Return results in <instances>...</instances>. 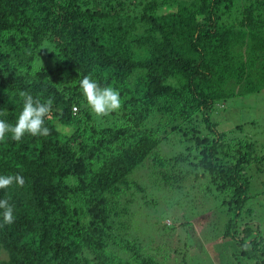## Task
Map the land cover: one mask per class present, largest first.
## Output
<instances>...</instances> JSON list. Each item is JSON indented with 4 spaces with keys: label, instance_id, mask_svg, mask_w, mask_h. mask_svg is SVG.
<instances>
[{
    "label": "trees",
    "instance_id": "obj_1",
    "mask_svg": "<svg viewBox=\"0 0 264 264\" xmlns=\"http://www.w3.org/2000/svg\"><path fill=\"white\" fill-rule=\"evenodd\" d=\"M45 41L55 61L35 68ZM85 76L118 89L120 109L96 116ZM263 89L264 0H0V119L16 124L21 92L53 100L48 136L0 142V176L25 178L0 189L15 217L4 225L0 209V264H170L126 228L128 193L148 189L132 174L146 166L161 188L189 196L191 181L222 196L218 236L264 264L248 206L264 153L211 118L218 103ZM175 133L184 151H155Z\"/></svg>",
    "mask_w": 264,
    "mask_h": 264
},
{
    "label": "rangeland",
    "instance_id": "obj_2",
    "mask_svg": "<svg viewBox=\"0 0 264 264\" xmlns=\"http://www.w3.org/2000/svg\"><path fill=\"white\" fill-rule=\"evenodd\" d=\"M52 49L51 42L43 43L35 68L54 63ZM211 118L226 137L253 141L257 151L264 153V89L218 103ZM187 146L184 137L175 133L163 140L155 151L170 156L184 151ZM251 172L250 193L255 195L248 202L253 210L251 225L254 229L259 227L264 234V169ZM149 173L146 166L136 168L132 174L148 188L144 199L139 190L136 195L128 193L130 198L134 197V202L130 204L132 213L126 228L142 248L153 247L162 260L169 254L171 259L167 262L170 264H252L239 256V248L232 240L218 236L229 218L222 196L214 190L203 194L204 187L191 188L190 181L185 188L191 195L187 199L189 196L182 191L159 187ZM185 254L186 260L183 259Z\"/></svg>",
    "mask_w": 264,
    "mask_h": 264
},
{
    "label": "clouds",
    "instance_id": "obj_3",
    "mask_svg": "<svg viewBox=\"0 0 264 264\" xmlns=\"http://www.w3.org/2000/svg\"><path fill=\"white\" fill-rule=\"evenodd\" d=\"M79 86L89 108L96 116L104 117L120 109L122 101L118 89L111 86L101 87L89 76L83 77ZM20 95L24 98V104L16 124L12 125L0 119V142H5L9 133L11 139L17 142L21 141L26 133L43 137L50 134L49 128L45 126V118L52 111L53 100L49 98L41 102L39 99L34 100L32 95L25 92H21ZM2 114L6 115V113ZM14 183L23 187L25 178L20 174L0 176V189L8 188ZM0 209L3 210L4 225L14 223V206L9 199H0Z\"/></svg>",
    "mask_w": 264,
    "mask_h": 264
},
{
    "label": "built area",
    "instance_id": "obj_4",
    "mask_svg": "<svg viewBox=\"0 0 264 264\" xmlns=\"http://www.w3.org/2000/svg\"><path fill=\"white\" fill-rule=\"evenodd\" d=\"M74 110H77V107H74Z\"/></svg>",
    "mask_w": 264,
    "mask_h": 264
}]
</instances>
